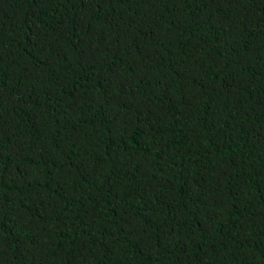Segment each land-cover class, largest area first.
I'll use <instances>...</instances> for the list:
<instances>
[{
	"label": "trees",
	"instance_id": "1",
	"mask_svg": "<svg viewBox=\"0 0 264 264\" xmlns=\"http://www.w3.org/2000/svg\"><path fill=\"white\" fill-rule=\"evenodd\" d=\"M0 264H264V0H0Z\"/></svg>",
	"mask_w": 264,
	"mask_h": 264
}]
</instances>
